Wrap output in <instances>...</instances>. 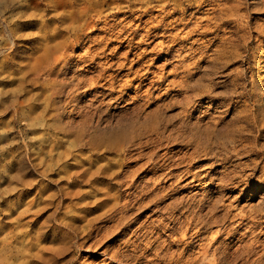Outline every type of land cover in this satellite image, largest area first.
Segmentation results:
<instances>
[{
    "label": "rangeland",
    "instance_id": "rangeland-1",
    "mask_svg": "<svg viewBox=\"0 0 264 264\" xmlns=\"http://www.w3.org/2000/svg\"><path fill=\"white\" fill-rule=\"evenodd\" d=\"M175 2L0 0V264H168L199 208L264 264V0Z\"/></svg>",
    "mask_w": 264,
    "mask_h": 264
},
{
    "label": "bare ground",
    "instance_id": "bare-ground-1",
    "mask_svg": "<svg viewBox=\"0 0 264 264\" xmlns=\"http://www.w3.org/2000/svg\"><path fill=\"white\" fill-rule=\"evenodd\" d=\"M81 1H83V2H86V0H81ZM89 1H91V0H89ZM176 1V2H175ZM192 1V0H191ZM78 2V1H77ZM174 2L176 3V7L178 8V9H180L181 8V6H182V4H183V2H182V0H174ZM79 3V2H78ZM77 3V4H78ZM89 3V2H88ZM80 5H82V4H84V3H79ZM78 4V5H79ZM74 6V5H73ZM200 6V5H199ZM85 7V6H84ZM81 8V7H80ZM88 8V7H87ZM86 8V9H87ZM79 9H77L76 10V14H72V11H70V16H72V15H77V11H78ZM75 10H73V12H74ZM81 9H80V12L79 13H81ZM85 11H83L82 13H84ZM85 14H87V12L86 13H84V15ZM70 16H69V20H73L74 19V16L73 17H71V19H70ZM79 16H82V14L81 15H79ZM78 17V16H77ZM76 18V17H75ZM81 18V17H80ZM209 18V17H208ZM67 19V18H66ZM67 19V20H68ZM71 20V22H73ZM79 22H80V19L78 20ZM78 21H76V22H78ZM75 22V23H76ZM198 23V22H197ZM70 24V23H69ZM187 24V23H186ZM198 24H200V23H198ZM198 24H196V25H198ZM201 26V25H200ZM187 27V26H186ZM197 27V26H196ZM191 28V27H190ZM189 29V28H188ZM197 29V28H196ZM204 29V28H203ZM202 29V30H203ZM178 30V29H177ZM191 30V29H190ZM201 30V31H202ZM204 30H206V29H204ZM187 32V31H186ZM179 33V32H178ZM178 33H176V34H174V36H171L172 37V39H171V43H172V45L173 44H176V43H178V42H181V41H183V40H185V38L186 37H182V35H179ZM186 34V33H185ZM173 35V34H172ZM188 37H189V35H188ZM227 40V39H226ZM197 42V41H196ZM222 43V42H221ZM199 45H200V43H199ZM182 46V45H181ZM185 46V45H184ZM180 47V46H179ZM204 47V46H203ZM170 48H171V46H170ZM184 48V47H183ZM187 48H188V45H187ZM198 48V47H197ZM181 49V48H180ZM185 49V48H184ZM189 49V48H188ZM192 52V51H191ZM182 53V52H181ZM187 53V52H186ZM223 53V52H222ZM178 54V53H177ZM190 54V53H189ZM180 55V54H179ZM189 56V55H188ZM200 56V55H199ZM186 58V57H185ZM188 66V65H187ZM175 70V69H174ZM82 81V80H81ZM86 83H85V85H88V90H94L95 89V76H93V77H90L87 81H85ZM112 97V96H111ZM215 125V124H214ZM215 127V126H214ZM210 133V132H209ZM210 135V134H209ZM211 136V135H210ZM228 136H230V135H228ZM227 136V137H228ZM226 137V138H227ZM231 137V136H230ZM229 139V138H228ZM233 140V139H232ZM227 142V141H226ZM224 144H226V143H224ZM230 150V149H229ZM237 150V149H236ZM235 149H234V151H236ZM232 151V150H231ZM233 151V152H234ZM238 151V150H237ZM235 152V153H238V152ZM210 153V152H209ZM232 153V152H231ZM234 155V154H233ZM232 158V157H231ZM249 166V165H248ZM226 169V168H225ZM239 170V169H238ZM251 170V169H250ZM225 176H223V178H224ZM226 178H229V177H226ZM220 181H219V183H218V185L219 186H221V185H223V183L221 184V180L222 179H219ZM228 180V179H227ZM231 180V179H230ZM223 181V180H222ZM232 181V180H231ZM197 182V183H196ZM230 182V181H229ZM190 183H193V184H195V185H197V184H201V182H199V180L196 178V177H193L192 178V181H190ZM198 185V186H199ZM218 186V187H219ZM229 198V197H228ZM224 200V199H223ZM201 201V200H200ZM215 201V200H214ZM216 202V201H215ZM215 202H213V203H211V208H212V210L214 211L215 210V207H216V204H215ZM217 203V202H216ZM225 203V202H224ZM223 203V204H224ZM222 204V203H221ZM221 204H220V206H221ZM222 204V205H223ZM227 204V207L226 206H224V207H226V208H230V206L228 207V203H226ZM225 204V205H226ZM231 204V203H230ZM127 206V205H126ZM218 206V205H217ZM222 207V206H221ZM225 208V210H226V214H228V212H230V209H229V211H228V209H226ZM173 210V209H172ZM224 210V211H225ZM254 210V209H253ZM177 212V211H176ZM232 212V211H231ZM183 213V212H182ZM210 213V212H209ZM251 213V212H250ZM189 214V213H188ZM225 214V215H226ZM213 215V214H212ZM227 216V215H226ZM236 216V215H235ZM250 216H252V215H245V214H241V216L240 217H238L239 219V221H237V222H239V223H237L235 226L233 225L232 227H230L229 229H228V225H226V226H224L223 225V227H221L219 230H218V233H220V234H216L215 233V235H213V233H212V235L210 234V237L209 238H207L208 236H206V235H204L203 236V230L207 227V228H209L208 227V225L210 224L211 225V221H210V219L208 218V217H205L204 215H201V210H200V208L193 214V215H191V217L189 218V220H191V221H188V225L186 226L185 225V227L184 228H180L181 229V232H179L180 234H179V237H177L176 235L174 236V228H173V231H171L170 233H169V235H170V237L172 238V240H170V243L172 242V243H175L176 241H178V242H182L181 244H180V248H178V253L176 252V254L177 255H174V256H170V261L171 262H168V264H234V260H235V258H236V256L238 255V254H240V253H242V252H248L246 255H248L249 254V252L252 250V245L251 244H253V243H251V244H249V245H247V244H245L244 242L242 243V241L244 240L243 239V235L246 233H244V234H240L239 233V229L242 227L241 225H245V223H244V221L246 220V219H248V218H250ZM232 217V216H231ZM185 218V217H184ZM252 219V218H251ZM181 223V222H180ZM186 223V222H185ZM190 224H193L194 225V227L196 228V230L194 231V232H190V228L188 227ZM256 224V221H251V223H248V225H247V228H250V231H251V227L252 228H254L252 225H255ZM180 226H181V224H180ZM206 226V227H205ZM230 226V225H229ZM258 226H259V224H258ZM257 226V227H258ZM182 227V226H181ZM206 228V229H207ZM170 229V228H169ZM209 232V231H208ZM224 233V234H223ZM248 233V232H247ZM205 234V233H204ZM223 235H227L228 237H236V239H237V241H239V242H241L240 243V245L239 246H237V248L235 249V251L234 252H230L229 250H228V242L225 240V239H221L222 238V236ZM260 240V239H259ZM259 240H258V242H259ZM250 241V240H249ZM257 242V241H256ZM169 243V242H168ZM256 244V243H255ZM171 245V244H170ZM258 245V244H257ZM252 246V247H251ZM148 247V246H147ZM161 247V246H160ZM197 247V248H196ZM150 248V247H149ZM254 248V247H253ZM258 248V247H257ZM257 248H255V251H256V249ZM147 250V249H146ZM168 251V250H167ZM258 251V250H257ZM172 251H170V253H171ZM158 253H159V251H158ZM166 253V252H165ZM252 253H253V251H252ZM256 253V252H255ZM243 254V253H242ZM254 254V253H253ZM161 255V254H160ZM160 255H159V257H160ZM230 256H232V259L230 258ZM138 257V256H137ZM137 257L135 258V259H137ZM164 257V256H163ZM141 258V257H140ZM158 259H160V258H158ZM162 259V258H161ZM243 259V258H242ZM262 259V258H261ZM157 261H155V263L154 262H151V263H154V264H158V263H156ZM260 263V262H259Z\"/></svg>",
    "mask_w": 264,
    "mask_h": 264
}]
</instances>
